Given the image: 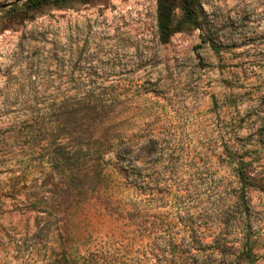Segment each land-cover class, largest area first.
Returning a JSON list of instances; mask_svg holds the SVG:
<instances>
[{"label": "rangeland", "instance_id": "rangeland-1", "mask_svg": "<svg viewBox=\"0 0 264 264\" xmlns=\"http://www.w3.org/2000/svg\"><path fill=\"white\" fill-rule=\"evenodd\" d=\"M199 1L0 0V264H264V0Z\"/></svg>", "mask_w": 264, "mask_h": 264}, {"label": "trees", "instance_id": "trees-1", "mask_svg": "<svg viewBox=\"0 0 264 264\" xmlns=\"http://www.w3.org/2000/svg\"><path fill=\"white\" fill-rule=\"evenodd\" d=\"M35 0H33L34 2ZM67 0H53L55 4H61ZM157 6V31L161 42H167L172 34L183 28L199 27L201 5L199 0H156ZM181 11V17L175 18V7ZM236 176L239 179L242 195L245 188L252 185L253 181L245 169V163L239 162L236 168Z\"/></svg>", "mask_w": 264, "mask_h": 264}, {"label": "water", "instance_id": "water-1", "mask_svg": "<svg viewBox=\"0 0 264 264\" xmlns=\"http://www.w3.org/2000/svg\"><path fill=\"white\" fill-rule=\"evenodd\" d=\"M18 1L20 0H14V2H18ZM5 6H7V3H0V7H5Z\"/></svg>", "mask_w": 264, "mask_h": 264}]
</instances>
